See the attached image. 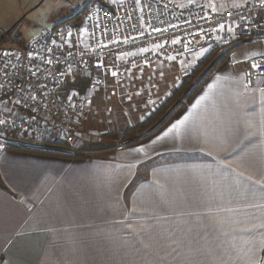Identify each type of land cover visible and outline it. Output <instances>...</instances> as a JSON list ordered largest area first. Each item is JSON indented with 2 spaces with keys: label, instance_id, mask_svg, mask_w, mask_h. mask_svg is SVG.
<instances>
[{
  "label": "crops",
  "instance_id": "crops-1",
  "mask_svg": "<svg viewBox=\"0 0 264 264\" xmlns=\"http://www.w3.org/2000/svg\"><path fill=\"white\" fill-rule=\"evenodd\" d=\"M249 1L192 4L221 11ZM230 47L153 138L160 145L142 148L172 147L162 171L136 173L128 148L116 161L16 143L0 151V264H264V89L245 61L264 44L254 36Z\"/></svg>",
  "mask_w": 264,
  "mask_h": 264
},
{
  "label": "built area",
  "instance_id": "built-area-1",
  "mask_svg": "<svg viewBox=\"0 0 264 264\" xmlns=\"http://www.w3.org/2000/svg\"><path fill=\"white\" fill-rule=\"evenodd\" d=\"M226 28L264 44V0L221 11L169 0H92L79 21L58 23L26 44L0 30V151L17 142L33 147L32 137L70 146L83 138L87 97L66 93L76 75L100 89L130 66L183 62L214 46ZM245 61L264 89V52Z\"/></svg>",
  "mask_w": 264,
  "mask_h": 264
},
{
  "label": "rangeland",
  "instance_id": "rangeland-1",
  "mask_svg": "<svg viewBox=\"0 0 264 264\" xmlns=\"http://www.w3.org/2000/svg\"><path fill=\"white\" fill-rule=\"evenodd\" d=\"M91 1L0 0V30L9 37L14 35L17 42L26 44L57 23L80 20V9ZM178 1L184 4L207 2V0ZM226 29L224 30L225 37L217 38L214 46L191 55L196 58L190 62V66L185 65L186 59L183 62L173 59L145 66H130L120 74V79L113 77L100 89H89L84 77H76V82L72 81L67 84L66 93L87 97V113L80 123V132L84 133V137L71 146L53 142L56 139L45 140L39 137L26 140L32 143L33 147L22 142H17L16 145L37 148L45 153L49 152L50 156H58L53 153H67L71 155L70 158L100 157L104 160L114 159L111 157L116 155V151L128 148L127 155L123 157L133 160L136 173L162 171V168L174 162L175 154L172 147L165 148L157 154L153 152V149L142 153V148L150 139L160 145L161 140L153 138L173 120L143 143L127 146L126 144L131 140H127L125 133L131 125L142 122L154 110L163 107L164 101L172 93L177 92L176 102L181 101L180 99L193 86L203 80L210 68L208 67L210 62L221 58L228 60L231 49L236 47L231 48L230 46L234 41L242 40L245 36L240 35L237 29ZM5 44L0 41L1 49ZM184 79L186 84L181 85ZM171 107L172 105L167 106V110ZM166 114V111L162 112L157 122H160ZM141 135L142 133L135 137ZM154 149L156 150V147ZM139 150H141L140 153ZM161 150L160 148L159 151ZM114 160L116 161V158Z\"/></svg>",
  "mask_w": 264,
  "mask_h": 264
},
{
  "label": "trees",
  "instance_id": "trees-1",
  "mask_svg": "<svg viewBox=\"0 0 264 264\" xmlns=\"http://www.w3.org/2000/svg\"><path fill=\"white\" fill-rule=\"evenodd\" d=\"M86 6H87V4L83 7V9ZM13 39L15 40V38H13ZM0 41L4 42V39L2 37H0ZM246 43H250V42H245L243 44H246ZM224 61H225V58H221L217 61L210 62V66H208L210 68L206 72L205 77H203V80L199 84L197 83L195 86H193L188 91V93L185 94L182 99H180L181 101L176 102L177 101L176 100L177 92L172 93L164 101L163 107L157 108L156 110H154L142 122H140L134 126L131 125V127H129L125 133L127 135L126 136L127 140H131V141L129 143H127L126 145L129 146V145H133L135 143H143V142L149 140L154 135L159 133L163 127H165L167 124H169L170 121L177 119L185 111L192 95L203 84L205 78ZM185 84H186V81L184 79L182 81L181 85H185ZM173 103H174V105H173ZM170 105H172V107L167 110V106L169 107ZM165 111L167 112V114L164 117H162L160 122H157L159 115ZM146 128H147V131H145ZM143 131H145V132H143ZM140 133H142V135L140 137H135L137 134H140ZM15 146H18L17 148H23V149L26 148V147L16 145V144H15ZM29 150L43 152L42 150L37 149V148L29 149ZM47 153H49V152H47ZM50 153H52V152H50ZM53 154H56V155L61 156V157H66V158H69L71 156L67 153H53ZM0 187L6 189V187L2 183H0Z\"/></svg>",
  "mask_w": 264,
  "mask_h": 264
},
{
  "label": "snow or ice",
  "instance_id": "snow-or-ice-1",
  "mask_svg": "<svg viewBox=\"0 0 264 264\" xmlns=\"http://www.w3.org/2000/svg\"><path fill=\"white\" fill-rule=\"evenodd\" d=\"M253 67H259V65H253ZM113 75H115V73H113ZM187 117L183 118V119H186ZM0 123H2V121H0ZM182 123V120L180 121H176V123H174L172 126H171V129H174L177 127L178 124ZM171 129H169V131H171ZM167 133H165L166 135Z\"/></svg>",
  "mask_w": 264,
  "mask_h": 264
},
{
  "label": "water",
  "instance_id": "water-1",
  "mask_svg": "<svg viewBox=\"0 0 264 264\" xmlns=\"http://www.w3.org/2000/svg\"><path fill=\"white\" fill-rule=\"evenodd\" d=\"M12 38H14V35H12Z\"/></svg>",
  "mask_w": 264,
  "mask_h": 264
}]
</instances>
